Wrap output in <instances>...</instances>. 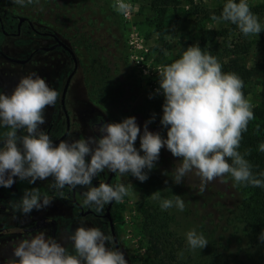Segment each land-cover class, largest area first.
Wrapping results in <instances>:
<instances>
[{
    "label": "rangeland",
    "instance_id": "obj_1",
    "mask_svg": "<svg viewBox=\"0 0 264 264\" xmlns=\"http://www.w3.org/2000/svg\"><path fill=\"white\" fill-rule=\"evenodd\" d=\"M126 2L130 7L121 14L112 7L113 0H39L25 6L13 0H0L7 30H15L16 18H26L33 29L58 38L75 58L76 69L65 95L71 123L66 140L95 135L90 124L97 117L105 122H119L127 116L136 118L141 132L145 122L154 116L147 124L148 129L166 137V129L160 125L163 96L155 91L159 87L158 73L193 44L210 52L221 65L235 55L241 57L251 71L245 84V98L253 105L252 110L260 106L264 91V69L259 66L264 65V31L263 35L245 36L230 22L213 21L212 15L219 16L224 0H172L166 7L162 26H158L152 0ZM248 3L264 25V0H248ZM203 31L218 35L206 36L207 41L202 43ZM0 50L10 59L22 62L11 63L0 57V90L10 94L20 76L37 72L59 92L56 103L44 110L42 128L52 121L60 132L63 116L54 110L61 109L60 94L72 69L69 55L56 48L51 39L35 34L27 24L22 25L18 36L0 38ZM3 131L7 129H0ZM135 146L139 148V137ZM179 159L162 147L146 181L115 173L112 184L129 187V194L115 201L112 207L118 247L127 264H141L145 256L148 238L140 225L138 204L146 201L148 205L159 206L151 197L158 190L161 197L181 195L185 202L182 212L174 207L167 209L171 216L168 229L179 241L177 264H264V247L249 235L241 215V207L250 193L229 174L209 182L203 192L199 191L200 179L194 174L175 184L173 169ZM101 175L102 172L92 181ZM36 188L41 190L42 186ZM83 223L109 234L106 227L92 218ZM9 226L0 223L1 229ZM191 228L207 239L204 248H187L184 233ZM21 238L24 239L12 235L0 237V264H6ZM57 241L71 251L68 239L63 242L60 237ZM181 251L183 257L178 258Z\"/></svg>",
    "mask_w": 264,
    "mask_h": 264
},
{
    "label": "clouds",
    "instance_id": "obj_2",
    "mask_svg": "<svg viewBox=\"0 0 264 264\" xmlns=\"http://www.w3.org/2000/svg\"><path fill=\"white\" fill-rule=\"evenodd\" d=\"M13 2L25 6L39 0ZM112 7L124 14L130 5L126 0H113ZM211 19L230 22L245 36L264 31L248 0H224L219 16L213 14ZM158 85L155 91L163 96L160 125L166 129V137L148 129L154 116L145 122L142 132L134 116L119 122H105L97 117L90 124L95 135L54 143L40 125L45 122V108L56 103L59 92L35 71L20 76L10 94L0 90V129H7L0 132V187L10 188L14 178L35 184L49 177V187L56 190L87 186L83 202L100 213L105 205L127 196L129 187L103 180L93 185V178L107 170L144 182L163 147L180 158L173 169L175 184L194 174L199 177V191L203 192L209 182L229 174L235 183L264 188V172L254 174L238 151L242 133L254 119V112L242 92L243 80L236 73L223 72L214 55L193 44L163 66ZM138 137L139 148L135 146ZM258 151L264 152V141L258 144ZM151 197L158 201L161 210L174 207L182 212L185 208L181 195L164 198L158 190ZM10 204L14 212L28 216L33 210L48 207L51 198L33 187L25 189ZM184 237L189 250L208 244L195 228L186 230ZM68 240L71 251L45 231H38L16 242L6 264H127L111 234L99 227L81 223ZM258 240L264 242V229ZM182 257L181 251L178 258Z\"/></svg>",
    "mask_w": 264,
    "mask_h": 264
},
{
    "label": "flooded vegetation",
    "instance_id": "obj_3",
    "mask_svg": "<svg viewBox=\"0 0 264 264\" xmlns=\"http://www.w3.org/2000/svg\"><path fill=\"white\" fill-rule=\"evenodd\" d=\"M16 20L17 21L15 25V30L9 31L5 28V22H4L5 18L3 17V13L0 12V38L7 36H18L22 25L27 24L28 28L32 30L35 34L51 39L56 48L61 49L62 51H64L69 55L72 61V69L69 72V74L73 71L74 68L73 58L65 48L59 45L58 38H56L51 33H44L39 30L33 29L31 24L28 22L26 18H23L21 22H19V17L16 18ZM0 57L2 60L10 61L11 63H19V64L22 63L21 61H15L14 59H10L8 56L4 55L1 50H0ZM61 94L59 100L61 109L59 111L54 110L56 114L57 112H59L63 116L64 125L61 131L58 132L54 128V124H52V121L50 122L51 124H47L45 127L43 126V128L42 125H40V128L45 130L50 135L54 143H58L60 140H66L69 137L71 130V123L69 117L70 114L65 106V97L63 102L64 108L62 107ZM114 177H115V173L107 172V174H105V172H102L101 178L92 181V184L97 185L98 182L101 180L109 184H112ZM14 180L15 182L12 184L10 188L2 187L0 191V223H5L7 224V226L10 225L6 229L0 228V237L3 235H8V236L12 235L13 237L21 236L24 238H28L27 235L35 234L40 230L47 229L48 231L46 233L49 237H53L56 240L62 237L63 242L65 241L67 242L69 234L73 230H75V228L81 223L88 222L89 218L96 220L97 223L106 227L108 233L111 234L108 219L105 217L108 210L118 245L115 223L112 217V207L115 201H112L111 203L105 205L103 210L100 213H97L93 207L85 205L83 202L84 201L83 192L86 190L87 186H80V185H77L75 187L65 186L63 189L56 190L49 187V184L51 182V177H49L48 180H38L35 182V184H29L28 182H26L27 180H19L15 178ZM40 185L42 186V189L41 190L39 188L38 189L42 193H46L51 198V204L48 207L41 209L40 211L33 210V212L28 216L14 212L13 209L11 208L10 202L17 201L19 197L23 194V191L25 189H30L33 187L36 188L37 186ZM71 229L72 231L70 232Z\"/></svg>",
    "mask_w": 264,
    "mask_h": 264
},
{
    "label": "trees",
    "instance_id": "obj_4",
    "mask_svg": "<svg viewBox=\"0 0 264 264\" xmlns=\"http://www.w3.org/2000/svg\"><path fill=\"white\" fill-rule=\"evenodd\" d=\"M172 0H152V6L156 9L158 26H162L166 7ZM261 35L262 32H260ZM201 41L218 35L214 31H203ZM223 72H234L243 80L242 92L246 96L245 84L250 78L251 71L242 62V58L233 56L225 64L221 65ZM264 69V65H259ZM254 112V119L248 122L247 131L242 133L239 152H243L244 158L250 163L254 174L264 172V152L258 151V144L264 141V91L260 106ZM245 153H247L245 155ZM250 195L248 201L243 204L241 215L246 224L248 233L262 247L264 242L258 240L261 229H264V188L242 184ZM141 202V201H140ZM138 204L140 213V225L147 235V247L141 264H177L178 238L169 231L168 225L171 216L168 210H161L159 206H151L145 202Z\"/></svg>",
    "mask_w": 264,
    "mask_h": 264
},
{
    "label": "water",
    "instance_id": "obj_5",
    "mask_svg": "<svg viewBox=\"0 0 264 264\" xmlns=\"http://www.w3.org/2000/svg\"><path fill=\"white\" fill-rule=\"evenodd\" d=\"M22 20H23V18L22 17H19V22H21ZM58 43H59V45H61L63 48H65L69 52V54L71 55V57L73 58V61H74L73 71L68 75V77H67V79L65 81L63 90H62V94H61V103H62V107L64 108L63 102H64V97H65V92L67 90V86L69 84V81H70V79H71V77H72V75L74 73V70L76 69V61H75V58H74L72 52L64 44H62L61 42L58 41ZM105 217L108 219L109 226H110V231H111V235L113 237V242L115 244V247L118 248L117 241H116V237H115V233H114V229H113V225H112V221H111V219L109 217L108 210H107V213H106Z\"/></svg>",
    "mask_w": 264,
    "mask_h": 264
}]
</instances>
